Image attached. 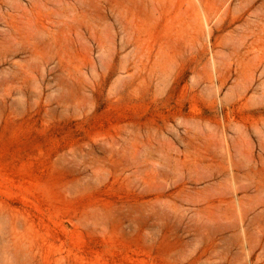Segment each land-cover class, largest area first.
<instances>
[{
	"label": "rangeland",
	"instance_id": "rangeland-1",
	"mask_svg": "<svg viewBox=\"0 0 264 264\" xmlns=\"http://www.w3.org/2000/svg\"><path fill=\"white\" fill-rule=\"evenodd\" d=\"M0 264H264V0H0Z\"/></svg>",
	"mask_w": 264,
	"mask_h": 264
}]
</instances>
